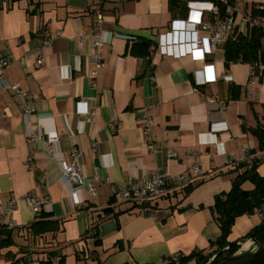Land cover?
<instances>
[{
  "label": "crops",
  "instance_id": "obj_1",
  "mask_svg": "<svg viewBox=\"0 0 264 264\" xmlns=\"http://www.w3.org/2000/svg\"><path fill=\"white\" fill-rule=\"evenodd\" d=\"M183 1V13H172L170 0H0V51L10 61L6 77L34 99L39 117L27 122L12 92L0 89V205L31 192L43 201L38 216L20 201L13 215L17 227L3 229L13 244L0 248V264H162L178 253L184 258L215 250L211 244L221 230L211 207L237 177L231 155L263 159L250 129L264 127V78L249 85L251 65L227 67L223 46L206 62L160 55L159 35L171 30V22L187 19L191 10H202L206 22L211 18L215 2ZM263 1L244 0L238 33L249 35L243 17H253V7ZM99 17L103 23L95 32ZM93 34L103 42L97 52L106 64L95 80L88 78L96 63ZM45 37L52 38L50 47H43ZM143 39L152 43L147 57L130 50ZM41 54L45 64L37 66ZM208 64L215 66L216 82H205ZM86 109L94 112L92 121L77 112ZM144 113L156 122L149 137L140 126ZM38 122L59 135L52 153L44 141L27 139ZM148 138L158 152L149 149ZM169 149L175 157H168ZM74 152L83 176L95 182L94 195L86 184L68 188L62 180L59 159L69 161ZM197 163L204 175L165 199L141 205L117 197L130 179L192 174ZM258 171L264 177V162ZM253 188L251 182L243 186ZM262 213L239 217L229 241L247 237ZM41 221L59 222L60 228L37 234L34 225Z\"/></svg>",
  "mask_w": 264,
  "mask_h": 264
},
{
  "label": "built area",
  "instance_id": "obj_2",
  "mask_svg": "<svg viewBox=\"0 0 264 264\" xmlns=\"http://www.w3.org/2000/svg\"><path fill=\"white\" fill-rule=\"evenodd\" d=\"M244 0H236L234 6L226 7V13L222 15L220 6L216 3L211 4V18L207 22L203 19V12L198 10H191L185 20H176L171 22V30L165 34L159 35V42L157 51L160 55L166 57H172L180 59L185 56H190L193 61H204L207 56L212 54L213 50L219 46H224L229 37L238 31L240 24L239 18L244 11ZM256 8L263 13V17L253 18L243 17L245 22H249L251 26L262 27L264 29V1ZM191 13L196 14L195 18H191ZM103 18L99 17L94 25V31H100ZM239 32V31H238ZM97 34L92 35L94 56L96 63L94 70L91 72V80H95L99 74V71L106 67L105 62L102 60L99 51L103 42ZM51 37H45L43 41V47H50L52 44ZM45 56L39 55L36 60L37 66L45 64ZM24 62V61H23ZM9 59L0 51V89L3 91H11L14 95L17 107L21 110L24 119L28 122L32 118L38 119L34 108V99L25 94L23 88L17 83H9L6 77V72L9 66ZM251 65V73L249 79V85L255 86L261 82L264 78V62L259 61ZM214 65H204V74H206L205 82H216L217 75L215 73ZM80 104V103H79ZM79 114L84 115L88 121L93 120L94 112L88 109L83 111H77ZM140 119V126L143 129L145 136H150L154 126H156L155 120L147 113L142 114ZM27 139L29 143L35 144L39 141H44L47 145V150L52 153V144L59 142V135L56 131H50L46 126L38 122V128L35 131L27 132ZM152 139L148 138L147 144L151 151L158 152L159 149L155 146ZM191 154L197 155V152H193L190 148ZM168 157H175L176 154L173 150H167ZM80 154L74 152L71 154L69 161L65 159H59V164L62 170V180L68 188H74L75 186H81L86 184L92 195L96 194L95 182L88 180L83 176L82 165L79 160ZM54 156V155H53ZM259 155H250L247 152L241 155H231L230 163L237 167L246 164L244 169H252L256 160H261ZM34 155L31 153L26 158L25 167L28 170H32V162ZM204 175L200 163H197L192 168V174L185 175H167L163 173H156L151 177H145L142 179H130L124 185L118 189L117 197L122 202L133 204H145L148 202H155L167 198L171 195L172 191L178 189H185L192 182V177ZM98 180V177H95ZM27 201L30 205V210L36 215H40L43 209V201L36 193L31 192L20 199H11L6 206L0 205V229L9 228L13 229L17 227L14 221L13 215L15 210L19 207L20 201ZM182 255L180 253L170 256L165 259L162 264L175 263L179 264Z\"/></svg>",
  "mask_w": 264,
  "mask_h": 264
},
{
  "label": "trees",
  "instance_id": "obj_3",
  "mask_svg": "<svg viewBox=\"0 0 264 264\" xmlns=\"http://www.w3.org/2000/svg\"><path fill=\"white\" fill-rule=\"evenodd\" d=\"M218 4L221 8L222 15L226 13L228 6H234L236 0H211ZM187 7L183 0H170V11L172 13L180 12L183 13V8ZM252 16L263 17V13L256 7L252 9ZM248 36L234 32L231 37L227 40L223 46L226 54L225 64L229 67L233 63L243 64H255L259 61L264 62V29L262 27L251 26ZM139 45V48L137 47ZM152 43L148 40H144L132 46L130 49L132 53L139 54L138 49L141 51L140 56L147 57ZM250 131L259 140V151L264 153V127L257 125L256 128L250 129ZM264 162V155L262 160H256L252 169H244L246 164L241 165L237 168V177L234 179L232 188L229 192H224L215 197L214 205L211 207L212 216L216 223L219 225L221 235L211 244L215 250L208 255L204 252H199L190 257H184L181 259L179 264H189L191 259L195 260V264H207L216 254L222 251V254L218 256L212 264H220L221 262L228 259L232 254L240 249V246L235 245V242H230L229 237L232 233L236 220L244 215H253L257 212L264 210V177L259 174V164ZM246 182L254 184L252 190H245L243 186ZM263 214V213H262ZM43 218L49 217L48 214H43ZM37 229V234L42 232H56L60 228L59 222L41 221L34 225ZM0 231V248L7 247L9 244H13L12 236L10 231ZM93 230L97 232V226L93 227ZM264 232V214L261 224L251 231L247 237L242 238L245 240L252 236H257ZM96 236V235H94ZM239 240V241H241ZM99 241H96L98 243ZM226 248H228L226 250ZM52 262L46 261L44 264H51ZM175 264V263H169Z\"/></svg>",
  "mask_w": 264,
  "mask_h": 264
},
{
  "label": "water",
  "instance_id": "obj_4",
  "mask_svg": "<svg viewBox=\"0 0 264 264\" xmlns=\"http://www.w3.org/2000/svg\"><path fill=\"white\" fill-rule=\"evenodd\" d=\"M234 244L240 246V249L220 264H264V232ZM220 254L222 251L207 264H212Z\"/></svg>",
  "mask_w": 264,
  "mask_h": 264
}]
</instances>
